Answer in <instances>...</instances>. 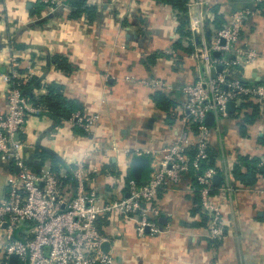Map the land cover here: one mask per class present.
<instances>
[{"label":"crops","instance_id":"obj_1","mask_svg":"<svg viewBox=\"0 0 264 264\" xmlns=\"http://www.w3.org/2000/svg\"><path fill=\"white\" fill-rule=\"evenodd\" d=\"M256 1L189 0L188 4L206 3L211 14L206 33L211 38L232 13L255 7ZM39 3L0 0V74L15 58L18 72L35 79L31 96H44L55 83L66 99L82 105L83 113L99 114L100 122L85 134L43 109L28 121L22 137L27 144L24 157L35 171L85 161L88 186L97 191L101 204H107L126 195L133 156L125 150L142 151L152 168L162 150L175 142L186 102L183 88L203 72L202 63L189 57L195 49L191 40L198 45L199 39L182 37L178 30L182 16L156 0H88L98 11L93 22L86 16L70 19L68 6L51 13L38 8ZM36 6L38 13L33 12ZM260 6L262 13L250 18L242 32V43L259 57L235 71L240 70L248 83H264V0ZM6 91L0 80V115L7 111ZM159 92L174 103L167 112L154 101ZM251 104L241 106L243 111L235 106L222 122L215 116L208 121L212 112L205 117L211 129L207 166L218 172L214 185L233 187L222 206L224 236L207 237L198 187L194 176L187 174L177 186L163 188L156 199L159 223L169 228L165 235L138 237L131 221L115 214L98 218L99 231L110 240L103 249L112 253L114 264H264V174L253 186L241 184L232 174L240 157L259 161L264 153V106ZM255 105L258 119L247 123L245 117ZM37 151L52 154L58 163L41 162L34 157ZM241 170L247 172L245 166ZM9 172L0 161V201L7 196Z\"/></svg>","mask_w":264,"mask_h":264},{"label":"built area","instance_id":"obj_2","mask_svg":"<svg viewBox=\"0 0 264 264\" xmlns=\"http://www.w3.org/2000/svg\"><path fill=\"white\" fill-rule=\"evenodd\" d=\"M42 1L50 4L51 13L63 5L59 0ZM262 2L257 0L255 7L232 13L228 23L211 38L206 33L211 17L205 10L206 3L188 4V31L199 39L198 45L191 40L195 49L189 57L202 63L203 72L183 88L186 102L179 134L152 165L148 182L128 179L126 195L107 204H101L97 191L88 186L90 173L83 160L40 171L27 165L23 153L27 144L22 137L27 133L29 119L43 108L20 89L33 75L19 73L16 59H10L9 70L0 74V80L7 85V111L0 115V161L10 171L7 196L0 201V264H13V255L17 257L16 264H114L112 253L103 249L110 240L99 231L98 218L115 214L131 221L138 237L165 235L169 228H162L158 222L161 212L156 199L163 188L177 186L187 174H192L198 185L200 209L207 218V237L222 238V206L233 187L214 185L218 172L207 166L211 129L205 117L212 112L216 122L228 120L231 113L227 106L231 102L240 109L251 103L264 106V83L234 77V69L252 65L259 57L256 50L242 43V32L250 18L262 13ZM220 66L222 70L218 71ZM99 122V114L77 112L64 123L91 133ZM125 152L132 156L144 154L140 150ZM257 168L264 169V153Z\"/></svg>","mask_w":264,"mask_h":264},{"label":"trees","instance_id":"obj_3","mask_svg":"<svg viewBox=\"0 0 264 264\" xmlns=\"http://www.w3.org/2000/svg\"><path fill=\"white\" fill-rule=\"evenodd\" d=\"M157 2L167 4L172 9L177 10L179 14L182 16V21L179 27V32L182 37H191L190 32L188 31V3L189 0H156ZM38 8H47L49 9L50 4L44 3L40 0L38 4ZM63 6H68L70 8L69 18L72 20H78L83 16H86L89 22H93L98 17L97 7L95 5H90L88 0H65L63 2ZM261 7V6H260ZM263 7V6H262ZM37 6L34 8L33 12H39ZM36 10V11H35ZM264 13V12H263ZM216 14V13H215ZM224 25H221L222 28ZM190 50V49H189ZM190 52V51H189ZM238 70V69H237ZM236 71V69H234ZM234 77L241 78V73H235ZM35 79L33 78L27 84H21L20 89L30 97L32 102L43 109H45L52 117L56 118L58 121H67L70 119L75 113L81 112L83 113V107L76 100H69L64 97L62 94L63 88L60 85L52 83L47 88V93L40 97H33L29 93V89L34 87ZM154 101L158 107H160L164 111H168L171 106L174 105L173 102L169 101V99L162 93H156L154 95ZM253 105V104H249ZM247 106V105H246ZM258 108L257 106H253V113L251 115H247L245 120L247 123H253L258 119ZM242 134L245 135V128L242 127ZM85 134L86 132L83 131ZM264 143V139L262 141ZM34 157L39 159L41 162H45L50 160L53 165L58 163L57 158H55L52 154L47 153L45 151H37L34 153ZM258 161L253 160L250 161L248 157H240L239 163L235 165L232 174L234 178L243 185L253 186L257 183L258 177L264 174V170H260L257 168ZM245 166L247 168V172L243 173L241 167ZM197 185V184H196ZM198 187V185H197ZM200 208V203H199ZM204 221H207L205 217ZM159 222V221H158ZM98 224V223H97Z\"/></svg>","mask_w":264,"mask_h":264},{"label":"water","instance_id":"obj_4","mask_svg":"<svg viewBox=\"0 0 264 264\" xmlns=\"http://www.w3.org/2000/svg\"><path fill=\"white\" fill-rule=\"evenodd\" d=\"M30 7V6H29ZM224 43V41H223ZM215 56H219V53H215ZM222 67H218V71H221ZM235 103L231 102L228 104L227 106V111L229 113H233L235 110ZM214 119V115L213 114H209L208 115V121L211 120V122ZM130 169H131V179L139 182V183H145L148 182L150 179V174H151V160L150 157L147 155H135L132 157L131 159V165H130ZM216 179V178H215ZM107 251V250H105ZM11 263L16 264L17 263V257L15 255H13L11 257Z\"/></svg>","mask_w":264,"mask_h":264},{"label":"rangeland","instance_id":"obj_5","mask_svg":"<svg viewBox=\"0 0 264 264\" xmlns=\"http://www.w3.org/2000/svg\"><path fill=\"white\" fill-rule=\"evenodd\" d=\"M60 7H63V5H61V6L57 7V9H58V8H60ZM48 11L50 12V10H49V9H48Z\"/></svg>","mask_w":264,"mask_h":264}]
</instances>
